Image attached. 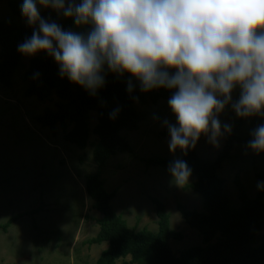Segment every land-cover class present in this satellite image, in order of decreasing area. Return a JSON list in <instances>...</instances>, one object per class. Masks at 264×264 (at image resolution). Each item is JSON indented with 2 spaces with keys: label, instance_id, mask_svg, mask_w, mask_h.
<instances>
[{
  "label": "rangeland",
  "instance_id": "1",
  "mask_svg": "<svg viewBox=\"0 0 264 264\" xmlns=\"http://www.w3.org/2000/svg\"><path fill=\"white\" fill-rule=\"evenodd\" d=\"M10 1L0 0V18L14 17L20 21L12 12ZM84 29L75 26L76 31ZM30 59L22 58L11 86L0 83V225L22 214L7 230L0 228V264H98L107 243L87 242L97 235L101 214L93 207L85 183V176L98 169L93 159V145L98 137L92 131L88 147L82 150L65 139L59 124L53 131L36 119L47 109L56 110L61 99L56 94L46 100L26 95L29 82L24 74ZM238 95L236 90L233 99ZM167 101L161 98L157 103L136 104L146 118L138 129L123 131L133 151L111 157L101 170V177L108 191L116 190L112 200L116 212L136 230H158L152 198L163 201L171 228L183 234L181 240H170L174 253L180 255L203 243L198 231L182 218L178 204L203 210V203L199 193L186 187L194 180L192 175L187 182L177 184L168 168L146 162L149 158L175 159L183 155L180 149L171 152L170 137L162 134L166 128L162 121L175 123ZM219 119L232 128L239 120L230 107ZM96 123L97 113L90 111L92 130ZM262 123L261 116L249 117L244 122L239 130L241 141L235 142L231 157L219 170L225 191L235 206L239 204L237 176L251 196L257 192V182L263 181L259 174H264V153L256 154L247 147L252 138L250 132ZM223 145L224 136L219 147H214L201 134L196 150L200 157L213 160ZM263 237L264 227L258 232L255 245L261 244ZM115 264H132L131 256L120 258Z\"/></svg>",
  "mask_w": 264,
  "mask_h": 264
},
{
  "label": "clouds",
  "instance_id": "2",
  "mask_svg": "<svg viewBox=\"0 0 264 264\" xmlns=\"http://www.w3.org/2000/svg\"><path fill=\"white\" fill-rule=\"evenodd\" d=\"M41 8L86 31L65 30ZM19 9L33 31L17 51L46 53L62 79L89 95L105 86L108 73L128 74L129 94L137 86L133 80L141 92L170 90L175 123L165 119L162 126L171 152L186 154L201 134L219 147L232 132L219 119L227 107L238 118L264 117V0H22ZM118 113L117 107L109 118ZM250 136L247 147L264 153V123ZM168 171L177 184L192 174L182 159L170 162ZM257 189L264 191V181Z\"/></svg>",
  "mask_w": 264,
  "mask_h": 264
},
{
  "label": "trees",
  "instance_id": "3",
  "mask_svg": "<svg viewBox=\"0 0 264 264\" xmlns=\"http://www.w3.org/2000/svg\"><path fill=\"white\" fill-rule=\"evenodd\" d=\"M9 5L21 20L14 17L0 18V83L5 86L12 85L25 56L17 51V46L30 37L33 31L21 16L20 3L11 0ZM40 11L43 17L51 18L65 30L76 31L72 19L58 16L51 9L41 8ZM29 57L30 63L24 74L29 82L26 95L46 100L56 94L61 99L56 110L47 109L44 114L37 115L36 119L53 131L59 124L65 131V139L82 150L88 147L92 131L98 137L93 145V159L98 169L85 176L87 194L93 200V207L101 214L97 219L99 231L87 242L107 243L97 259L98 264H115L120 258L128 256H131L132 264H264V237L261 244L255 245L256 236L264 227V191L257 189L256 194L251 196L237 176L235 181L239 204L235 206L225 191V180L219 174L224 162L231 157L235 142L241 141L239 130L248 118H239L231 134L224 135V145L215 159L200 157L196 145L186 154L175 158L186 161L191 168L194 180L186 187L199 193L203 203V210L189 209L183 203L178 204L182 218L198 231L203 244L189 247L176 255L170 240H181L183 234L171 228L170 214L165 203L152 198L158 224L156 232L147 227L140 230L131 228L112 204L116 190L108 191L101 177V170L111 157L119 152L133 151L123 131L138 129L140 122L146 118L136 104L150 101L157 103L161 98L169 99L172 92L163 88L141 92L138 82L133 80L137 86L129 94L126 91L128 74L117 77L108 73L105 86L92 96L67 78L62 79L58 74V65L46 53L40 52ZM35 73H39V76L34 78ZM117 107L118 115L110 119L109 113ZM90 111L97 113V123L93 130L90 128ZM162 134L168 136L167 128ZM175 159L156 157L146 162L148 165L168 168ZM259 176L264 181V174ZM21 216H12L0 228L7 230Z\"/></svg>",
  "mask_w": 264,
  "mask_h": 264
}]
</instances>
